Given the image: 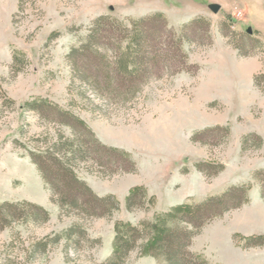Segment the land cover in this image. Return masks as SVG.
<instances>
[{
	"label": "rangeland",
	"instance_id": "rangeland-1",
	"mask_svg": "<svg viewBox=\"0 0 264 264\" xmlns=\"http://www.w3.org/2000/svg\"><path fill=\"white\" fill-rule=\"evenodd\" d=\"M213 3L221 6L218 12ZM101 14L127 23L161 14L155 24L166 21L175 30L203 21L188 28L185 64L151 78L126 100L87 86L81 95L79 80L69 87L67 54ZM136 35L134 30L122 44L125 69L133 68ZM35 102L42 106L29 108ZM53 106L85 122L102 143L126 151L136 166L131 171L127 160L106 169L90 159L76 169L97 195L117 197L120 208L112 215L64 214L31 162L29 151L72 134L71 119ZM261 170L264 0H0V202L27 199L50 212L42 224H0V264H102L114 255L127 224L146 222L153 237L126 264H167L160 231L171 224L175 208L231 184H246L248 201L205 222L198 219L202 226L189 250L206 264H264V243L247 246L248 239L264 236V197L255 176ZM137 187L145 197L130 210L126 199ZM75 221L90 241L61 240L30 255L34 242Z\"/></svg>",
	"mask_w": 264,
	"mask_h": 264
},
{
	"label": "trees",
	"instance_id": "trees-1",
	"mask_svg": "<svg viewBox=\"0 0 264 264\" xmlns=\"http://www.w3.org/2000/svg\"><path fill=\"white\" fill-rule=\"evenodd\" d=\"M161 14L144 17L137 23H127L109 14L97 16L91 23L86 36L67 54V61L72 69L70 88L79 80V94L82 86H87L101 96L107 94L117 98H133L142 87L156 76H161L166 69L173 70L185 64L187 54L182 43L189 40L188 28L203 19L198 18L185 24L180 30L167 27V22L155 24ZM137 30L132 52L133 68L122 66L123 42ZM165 37L167 45H165ZM258 84V83H257ZM42 103H29L31 109L41 107ZM58 114L71 119L72 134L59 135L48 147L38 152L29 151L28 155L35 164L46 188L51 191L52 199L64 214L81 217L109 216L120 208L119 200L113 194L97 195L77 173L80 164L93 159L99 165L117 167L129 161L131 171L136 166L129 154L119 148L102 143L88 125L71 113L54 107ZM243 141V148L245 147ZM111 165V166H110ZM202 170V164L198 163ZM119 168V167H118ZM220 167L219 170H221ZM264 170L255 173L261 184V196L264 197ZM145 197L142 187L131 190L126 203L128 209L134 208L139 197ZM248 201L246 184H231L223 191L210 195L202 201L183 203L175 208L171 224L160 231V241L167 264H206L199 256L189 250L192 237L199 233L202 223L214 215L222 214L231 207ZM172 216V215H171ZM21 223L42 224L50 220V212L42 205L27 199L0 202V224L3 227L14 221ZM188 222L192 227L183 225ZM152 223L144 225L127 224L115 241V253L102 264H126L129 254L136 248L144 251L153 237ZM84 239L90 241L87 230L80 222H73L60 232L48 235L34 242L30 255H40L52 244L65 240L67 244L79 245ZM247 246L264 243V236L248 239ZM251 244V245H249Z\"/></svg>",
	"mask_w": 264,
	"mask_h": 264
},
{
	"label": "water",
	"instance_id": "water-1",
	"mask_svg": "<svg viewBox=\"0 0 264 264\" xmlns=\"http://www.w3.org/2000/svg\"><path fill=\"white\" fill-rule=\"evenodd\" d=\"M213 12H218L221 8V6L217 3H213L209 5ZM251 31V30H250Z\"/></svg>",
	"mask_w": 264,
	"mask_h": 264
}]
</instances>
